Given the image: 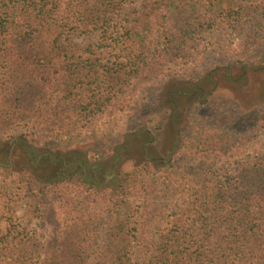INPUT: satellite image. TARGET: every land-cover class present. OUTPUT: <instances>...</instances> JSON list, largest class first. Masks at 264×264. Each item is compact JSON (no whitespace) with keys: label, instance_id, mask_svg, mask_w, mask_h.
Segmentation results:
<instances>
[{"label":"trees","instance_id":"obj_1","mask_svg":"<svg viewBox=\"0 0 264 264\" xmlns=\"http://www.w3.org/2000/svg\"><path fill=\"white\" fill-rule=\"evenodd\" d=\"M125 1L0 0V167L27 150L9 172L45 225L4 216L0 264H133L135 247L147 264H264V101L212 89L264 72V0H140L132 26ZM73 32L98 36L65 46ZM111 45L121 59L102 62ZM81 137L42 173L37 150Z\"/></svg>","mask_w":264,"mask_h":264},{"label":"rangeland","instance_id":"obj_2","mask_svg":"<svg viewBox=\"0 0 264 264\" xmlns=\"http://www.w3.org/2000/svg\"><path fill=\"white\" fill-rule=\"evenodd\" d=\"M188 2H195L197 4L204 3L205 0H185ZM241 3H245L246 0H236ZM140 0H126L123 8L121 10V18L126 21V24L132 26L133 20L137 15V11L139 10ZM98 36L97 32L92 33H78L73 32L65 37H63V44L67 46V44H74V47H84L89 43H93L96 41ZM121 45V44H120ZM120 45H111L102 50V54L100 56L102 62H110L121 59V47ZM120 47V50H119ZM264 56V53L262 54ZM257 60V59H256ZM260 60H264L263 57ZM260 64H250L246 67L247 74L241 78L240 84H236L230 79L226 78V81L222 80L223 76L221 75L220 69H216L218 71L216 75L217 77V86L212 87L215 89V93H219L222 95H227L230 97H236V99L243 105L247 107L249 104L255 105L257 103H261L264 101V86L261 82L263 80V73L260 68ZM212 70H215L213 68ZM182 82L175 81L174 85H177L174 88H177ZM209 88L211 87L208 86ZM172 90V88H170ZM217 90V91H216ZM173 91V90H172ZM152 94L153 92L150 91ZM150 93V94H151ZM148 94L147 96H149ZM159 94V91L157 92ZM161 94V93H160ZM157 96V95H156ZM174 99V98H173ZM242 99H245L244 101ZM178 107L180 103L178 102ZM166 121L165 130L163 131L161 137L157 141L156 149L154 153L159 156L162 154V150H166L171 146L173 131L172 128L176 125L175 122ZM20 131V128H14L12 134L16 135ZM264 139V135L262 137ZM85 140H91L90 137L79 138V143L73 144L70 148L62 149L63 146L59 144H52L48 146H44L41 150H37L39 156L41 157V171L43 174L48 175V173L56 170H60V165L52 167L50 164L46 162V158L51 160L53 157H60L62 155L76 154L80 156L83 152ZM132 145L135 146L131 153H128L127 158L132 157L136 150L137 141L134 140ZM6 144H2L0 140V157L4 155V149ZM7 155V154H6ZM9 156V155H7ZM28 152L24 149L16 148L13 152V156H11L10 164L15 166L16 164L22 165L27 161ZM126 158V160H127ZM137 158V157H134ZM126 163H130L127 162ZM5 165L0 167V229L3 231L6 222L4 216L10 215L13 218V222L21 225V227H25V229H36L38 233H42L45 229L44 223H42L38 218H36L33 214L30 213L27 204L24 202V199L19 198L14 191L16 183L14 182V175L10 173L9 170L13 168V166ZM3 167V168H2ZM7 207H10L7 211ZM134 253L132 255L133 264H147V257L144 254V251L139 248H134Z\"/></svg>","mask_w":264,"mask_h":264}]
</instances>
